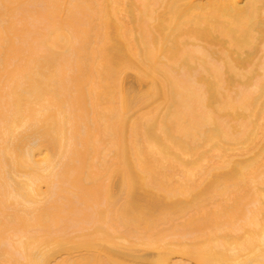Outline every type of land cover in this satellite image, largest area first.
Returning <instances> with one entry per match:
<instances>
[{
    "label": "bare ground",
    "instance_id": "6f19581e",
    "mask_svg": "<svg viewBox=\"0 0 264 264\" xmlns=\"http://www.w3.org/2000/svg\"><path fill=\"white\" fill-rule=\"evenodd\" d=\"M0 264H264V0H0Z\"/></svg>",
    "mask_w": 264,
    "mask_h": 264
}]
</instances>
